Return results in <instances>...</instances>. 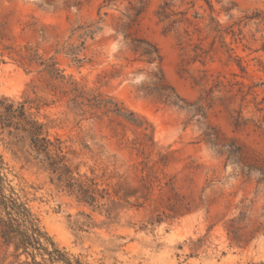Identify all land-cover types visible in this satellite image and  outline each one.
Instances as JSON below:
<instances>
[{"label": "rangeland", "instance_id": "1", "mask_svg": "<svg viewBox=\"0 0 264 264\" xmlns=\"http://www.w3.org/2000/svg\"><path fill=\"white\" fill-rule=\"evenodd\" d=\"M103 1L0 0V95L39 98V116L73 169L116 203L92 206L58 189L27 160L23 144L0 136L13 184L26 188L54 240L90 264L264 261V183L202 136L209 123L243 148L242 162L264 165V0H210L212 9L204 0H172L175 12L187 14L171 30L157 15L165 0H149L136 22L126 15L128 1ZM96 22L94 38L84 35L89 28L80 27ZM136 36L159 47L166 79L204 106L206 119L141 91L154 64L134 61L127 42ZM29 56L56 57L66 80H52ZM75 86L97 89L146 119L155 144L134 145L144 142L142 130L81 106ZM241 212L244 220L232 222ZM254 223L263 225L255 234ZM0 264H19L1 239Z\"/></svg>", "mask_w": 264, "mask_h": 264}, {"label": "trees", "instance_id": "2", "mask_svg": "<svg viewBox=\"0 0 264 264\" xmlns=\"http://www.w3.org/2000/svg\"><path fill=\"white\" fill-rule=\"evenodd\" d=\"M123 1H128L130 5L127 17L131 22H136L145 12L149 0H104L102 7ZM204 1L212 9L211 1ZM172 7V0H165L157 10L158 17L167 24L168 30L183 22V17L187 14L186 11L175 12ZM179 14L183 17H178ZM98 23L80 28H89L84 32V35L94 38L95 33L101 28ZM124 37L128 39L130 34L124 32ZM127 44L130 50L137 55L134 61L154 64V67L148 72L147 81L141 85V91L145 95L153 97L157 102L192 112L193 116L199 115L198 121L201 117L207 118L204 106L199 102H189L168 82L162 68L163 56L154 42L145 37L136 36L131 37ZM23 58L26 59L25 56ZM28 59L30 64L35 63L38 66H43L41 72H46L52 80L61 82L66 80L64 70L58 66L59 62L56 57L45 59L43 56L37 58L29 56ZM72 91L77 93L75 100L80 97L81 106L102 110L103 114H114L118 118H124L137 125L142 130L144 142L135 141L134 145L139 143V145L150 144L153 146L155 144L153 125L139 117L134 111L128 110L122 103L104 95L97 89H87L84 86L79 89L78 86H75ZM42 106L43 103L39 98L17 100L0 95V136H6L16 143L23 144L28 154L27 160L35 161L48 171L50 181L58 189L67 191L79 201L92 206L110 207L115 204L116 202L111 198L106 188L101 187L94 178L83 176L73 169L63 142L60 138L52 139L47 124L39 116ZM202 136L203 140L215 148L218 153H227V159L243 163L242 171L247 176L257 175V182L264 183V165L259 164L256 160L242 162L245 158L243 148L234 141L226 143L222 133L215 126L204 123ZM11 171L4 155L0 153V239L7 248H14V255L19 264H90L83 261L80 255L76 256L65 247L60 246L48 233L42 225L40 217L30 205L29 193L26 188L13 184V179L9 177ZM246 216V212H241L238 219L232 218L231 221L240 223ZM254 224H252L254 227L250 230L251 233L255 234L263 229L262 223ZM228 231L234 233L229 228ZM22 255H25L26 259L20 261ZM245 264H264V261Z\"/></svg>", "mask_w": 264, "mask_h": 264}]
</instances>
